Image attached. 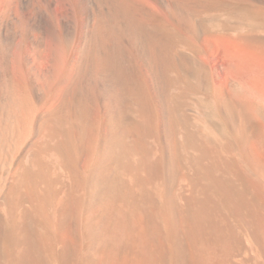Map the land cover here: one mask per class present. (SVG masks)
<instances>
[{"label":"bare ground","instance_id":"1","mask_svg":"<svg viewBox=\"0 0 264 264\" xmlns=\"http://www.w3.org/2000/svg\"><path fill=\"white\" fill-rule=\"evenodd\" d=\"M218 41L264 62V0H0V264H264Z\"/></svg>","mask_w":264,"mask_h":264},{"label":"rangeland","instance_id":"2","mask_svg":"<svg viewBox=\"0 0 264 264\" xmlns=\"http://www.w3.org/2000/svg\"><path fill=\"white\" fill-rule=\"evenodd\" d=\"M220 43V44H219ZM225 45V46H224ZM221 46H223L224 48H226V49H223V47H221ZM215 47H216V49H215V55H216V57H217V61H210L209 62V65H210V68L212 67V65H213V67L212 68H214L215 70H216V72H218V73H220V74H222L221 75V81H227V79H229V78H232V79H234L237 83H239L238 85L243 89V91H245V92H247L246 90H249L250 89V91H248V93H250V94H254L255 95V97H256V99H260V98H262L263 97V95L262 96H260L261 95V93L262 92H264V62H261L260 60H258V59H256L255 60V57L253 56L252 57V55L251 54H249V53H247V51H245L244 49H241V48H238V47H236V46H231V45H229V44H226L225 42H223V41H218V42H216V45H215ZM235 48H237V49H235ZM220 49V50H219ZM233 51V52H232ZM238 52V53H237ZM242 53V54H241ZM219 54V55H218ZM233 54V55H232ZM218 55V56H217ZM240 55V56H239ZM245 55H247V57H248V61L246 60V58L247 57H245ZM236 57V58H235ZM218 58H220V59H218ZM245 58V59H244ZM232 60V61H231ZM239 60V61H238ZM244 60V61H243ZM246 60V61H245ZM253 60V61H252ZM243 61V62H242ZM255 61L257 62V63H255ZM213 62V63H212ZM246 62V63H245ZM251 62V63H250ZM236 63V64H235ZM249 63V64H248ZM215 64H216V66H215ZM247 64V65H246ZM244 65V66H243ZM260 65V66H259ZM245 66H248L247 68L245 67ZM256 66V67H255ZM237 67V68H236ZM242 67H243V71L241 70L242 69ZM250 67V68H249ZM219 68V69H218ZM222 68V69H221ZM246 68V69H245ZM221 69V70H220ZM239 69V70H238ZM237 70V71H236ZM220 71V72H219ZM223 71V72H222ZM222 72V73H221ZM238 72H239V74H238ZM232 73V74H231ZM222 78H223V80H222ZM236 78V79H235ZM260 79V80H259ZM248 80V81H247ZM247 81V82H246ZM252 82V83H251ZM263 82V83H262ZM251 83V84H250ZM241 84V85H240ZM245 84V85H244ZM258 84V85H257ZM260 84V85H259ZM260 87V88H259ZM252 88V89H251ZM259 89V90H258ZM258 91L260 92V93H258ZM255 92V93H254ZM258 95V96H257ZM260 96V98H257V97H259ZM262 99H264V98H262ZM261 99V104H262V106H264V100H262ZM262 109V108H261ZM264 111V110H263ZM258 118V117H257ZM257 118H255L254 119V124H253V122H252V126H251V128H252V131L250 132V137H249V140H252V141H249L248 142V146L250 147L249 148V150L251 151V149H253L252 150V152L251 153H253L254 151V154H253V156L254 155H256V156H258V157H256L255 156V158L258 160V158H259V160L261 161V159L264 161V149H261L262 148V146H263V148H264V125H262V124H264L263 122H264V120H262L261 118V121H259ZM255 120H256V122H255ZM258 120V121H257ZM257 123H258V125H257ZM262 123V124H261ZM257 126V127H255V126ZM263 129H261V128ZM254 128V129H253ZM259 129V130H258ZM254 130H256V131H258V133H256V131H254ZM260 131V132H259ZM255 132V133H254ZM252 133V134H251ZM254 133V134H253ZM260 133V135H258ZM262 133H263V135H262ZM254 135H255V137H254ZM258 135V136H257ZM252 137H253V139H252ZM261 138V139H260ZM254 139H256V140H254ZM254 141V142H253ZM258 141V142H257ZM250 142H253V144L251 143V145H253L252 147H251V145H250ZM262 142V143H261ZM257 143V144H256ZM256 144V145H255ZM260 146H259V145ZM263 144V145H262ZM263 150V151H262ZM259 152V153H258ZM263 154H261V153ZM258 155H257V154ZM260 154V155H259ZM262 156V157H261Z\"/></svg>","mask_w":264,"mask_h":264}]
</instances>
